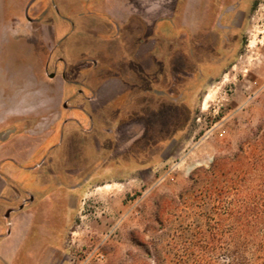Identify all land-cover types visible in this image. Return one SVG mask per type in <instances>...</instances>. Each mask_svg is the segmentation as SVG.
<instances>
[{
    "label": "rangeland",
    "instance_id": "rangeland-1",
    "mask_svg": "<svg viewBox=\"0 0 264 264\" xmlns=\"http://www.w3.org/2000/svg\"><path fill=\"white\" fill-rule=\"evenodd\" d=\"M5 1L3 15L18 18L25 0ZM65 1L68 9L59 10L55 0H35L49 7L44 21L52 18L48 24L69 33L51 50L31 30L3 25L0 9V161L11 157L8 176L0 170V187L3 177L8 183V202L0 195V222L7 223L15 213L4 219L6 208L18 210L30 194L33 200L21 219L36 209L35 226L16 249L8 248L0 264H153L157 256L172 259L185 228L204 229L207 221L213 225L215 198L229 200L234 184L250 186L254 178H263L264 0H178L176 15L187 19L186 54L167 45L156 54L154 67L127 72L131 85L105 106L107 116L154 115L137 127L131 151L109 154L112 143L95 116L88 120L87 132L74 122L54 126V106L48 100L31 101L29 90L21 89L38 86L39 72L52 67L61 77L67 72L68 79L79 72V84L67 85L66 93L126 71L112 42L93 39L89 32L92 22L99 31L101 20L87 14L100 15L102 3ZM77 12L84 17L71 29ZM201 16L203 28L197 31ZM196 33L198 45L192 41ZM73 59L79 63L70 64ZM211 63H219L218 74L207 72ZM182 65L199 79L172 73ZM168 87L169 110L155 117L161 103L157 94ZM25 98L29 102L23 103ZM37 113H43L37 120L25 118ZM76 179L81 187L71 185ZM216 187L223 188L221 196ZM71 203H77L75 215L63 228L60 219ZM8 227L2 226L0 233Z\"/></svg>",
    "mask_w": 264,
    "mask_h": 264
},
{
    "label": "crops",
    "instance_id": "crops-1",
    "mask_svg": "<svg viewBox=\"0 0 264 264\" xmlns=\"http://www.w3.org/2000/svg\"><path fill=\"white\" fill-rule=\"evenodd\" d=\"M99 1L102 3V9L99 13L100 15L89 12L87 16L98 17L101 20V27L99 28V31H97L94 27V23L88 21V24L92 22V25H89V32L92 37H94L93 39L107 37L108 39L106 38L102 40L105 43L112 42L110 45L111 49L115 50L116 53L121 54L120 59H122L125 64L121 63L124 67H120L123 68L122 70L126 69V71L123 73V71L121 72L118 70L117 72L108 73L105 77L96 78V81L92 84H90V82L84 84L83 89H78L76 92L72 93L68 91L66 93L67 85L71 83L79 84V72L73 71L74 79H68L65 75L67 72L64 71L63 77H61L60 72L52 67L39 72L37 77L39 80L38 86L33 84L21 87V89L29 90L31 93V101L38 103L41 100H48L49 102L47 103L54 106V110H56V113L52 114L54 115V126L60 123L65 125L74 122L76 127L78 125L79 128L84 130V132H87L89 130L87 128L88 120L92 116H95L97 120L102 122L100 130L107 135L110 139V143H112L110 149L107 150L108 154L111 152H129L132 150V146L130 147V145H134L133 141L138 136L136 130L137 127L140 126L141 122L149 121V118H151L149 116L154 114L145 112L142 115L137 114V116L136 114H131L122 119H116V117L109 118L105 106L113 99L119 97L124 90L129 88L131 80L126 76L129 70L131 72L144 71L145 69L154 67L156 63H158L156 54H159L162 50L164 51L167 45L171 47L172 51L177 53L179 50L180 53H182L183 51L181 50L183 48L185 50L184 54H186L188 47V34L184 28H182V25H186V23L182 22L183 19L176 15L178 0H174L172 3L171 0ZM5 6L6 1L1 0L0 9L2 12V24L5 25L10 22L16 25L15 29L17 27H23L31 30V32L35 33L36 40L41 41V44L45 46L46 49H53L57 44L63 42L69 36L65 27L61 28V26L53 25V23H47L52 20V18L44 21V18L49 14V7L43 6L41 2L25 0L20 6V15L18 18H7L4 16L3 11ZM55 7L59 10L68 9L65 0H55ZM56 13L58 17L65 19L60 12ZM76 15H78V17L72 16L73 20H70L69 28L71 29L75 23L81 22V17H84L83 13L77 12ZM162 23L165 24L164 31L161 28ZM42 29L47 31V34L44 36L40 33ZM174 41L178 42L179 45L173 48L172 44ZM202 61L210 64L207 60L203 59ZM71 63L77 64L79 61L73 59L70 61V64ZM211 64L213 66L207 67L212 71L207 70V72H213L214 69L216 71L213 72L214 75H216V73L218 74L219 72L216 69L219 63ZM90 65L92 64L90 63ZM94 66L96 67L97 64L95 63ZM182 67L183 65L174 68L172 73L174 75L178 74L182 77L188 76L199 79L196 75L197 73L193 70L189 72L188 69ZM43 74H45V76H43ZM27 77L29 79H27V81L31 84L33 81L32 75L28 74ZM210 78L212 77L210 76ZM180 80H182V78ZM171 94L172 92L169 87L162 89L160 94H157L161 99V103L158 104L155 109V117H159L160 114H164L169 110L168 98ZM22 102L27 103L29 101L25 98ZM172 103L173 102H171L170 105H172ZM77 112L79 113L77 114ZM42 114L43 113L28 115L25 116V118H28L29 120H37ZM156 119L157 118L154 120ZM160 119L162 120V118ZM29 135L35 134L30 133ZM71 149L72 147L69 145L68 154L71 153ZM9 160H11V157L5 158L4 164L0 161V170H4V173H6L7 176L9 173ZM148 167L149 165H146L141 168ZM2 179L5 182L0 187V195L3 193L6 202H8V198L6 197L7 191L5 189L8 183L4 177ZM71 185L75 186V188L81 187L82 181L76 179ZM86 189L87 188H85L80 195L84 194ZM23 200H25V198ZM32 200L33 196L30 194L28 201L19 204L18 210L6 208L3 213L4 219H8L10 218V214L15 212L7 223L3 224L0 222V230L4 225L10 226L4 232L0 233V257L6 256L9 247L13 246L16 249L20 245L21 239L28 234L33 225L35 226L36 209L29 212L27 220L21 219L22 212L27 209L24 210L23 208L26 206V203H30ZM76 204H69L68 210L64 213L62 219H60L63 228L72 223L71 219L75 215ZM24 226H27V228L24 235L20 236L19 232ZM10 241L11 243H9Z\"/></svg>",
    "mask_w": 264,
    "mask_h": 264
},
{
    "label": "trees",
    "instance_id": "trees-1",
    "mask_svg": "<svg viewBox=\"0 0 264 264\" xmlns=\"http://www.w3.org/2000/svg\"><path fill=\"white\" fill-rule=\"evenodd\" d=\"M261 158L264 172V154ZM253 181L250 186L234 184L229 200L215 198L213 225L207 221L204 229L185 228L175 256H157L153 264H264V175ZM215 190L220 196L224 192L222 187Z\"/></svg>",
    "mask_w": 264,
    "mask_h": 264
},
{
    "label": "flooded vegetation",
    "instance_id": "flooded-vegetation-1",
    "mask_svg": "<svg viewBox=\"0 0 264 264\" xmlns=\"http://www.w3.org/2000/svg\"><path fill=\"white\" fill-rule=\"evenodd\" d=\"M202 4H203V2H201ZM200 9H201V14L203 13V6H201L200 7ZM182 19H183V21L182 22H184V23H186V25H182V28H184V30L186 31V33H187V19L186 18H184V17H181ZM195 26H196V30L197 31H199V29L200 28H203V17L201 16L200 18H196V22H195ZM188 34V33H187ZM201 35L200 36H209V32H205V33H200ZM197 33H196V35H195V37L194 38H192V41H193V43H194V45H198V44H200V41L201 40H199L198 38H197ZM202 38V37H201ZM203 45V44H202Z\"/></svg>",
    "mask_w": 264,
    "mask_h": 264
},
{
    "label": "bare ground",
    "instance_id": "bare-ground-1",
    "mask_svg": "<svg viewBox=\"0 0 264 264\" xmlns=\"http://www.w3.org/2000/svg\"><path fill=\"white\" fill-rule=\"evenodd\" d=\"M190 168V167H189Z\"/></svg>",
    "mask_w": 264,
    "mask_h": 264
}]
</instances>
